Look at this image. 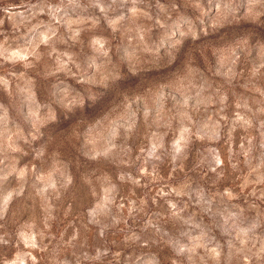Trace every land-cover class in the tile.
Masks as SVG:
<instances>
[{
	"label": "rangeland",
	"instance_id": "1",
	"mask_svg": "<svg viewBox=\"0 0 264 264\" xmlns=\"http://www.w3.org/2000/svg\"><path fill=\"white\" fill-rule=\"evenodd\" d=\"M0 264H264V0H0Z\"/></svg>",
	"mask_w": 264,
	"mask_h": 264
}]
</instances>
